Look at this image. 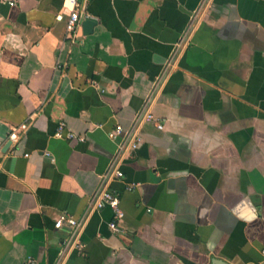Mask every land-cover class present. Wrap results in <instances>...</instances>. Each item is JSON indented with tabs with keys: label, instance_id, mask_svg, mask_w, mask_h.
I'll return each mask as SVG.
<instances>
[{
	"label": "crops",
	"instance_id": "crops-1",
	"mask_svg": "<svg viewBox=\"0 0 264 264\" xmlns=\"http://www.w3.org/2000/svg\"><path fill=\"white\" fill-rule=\"evenodd\" d=\"M83 2L0 0V264H264V0Z\"/></svg>",
	"mask_w": 264,
	"mask_h": 264
},
{
	"label": "built area",
	"instance_id": "built-area-1",
	"mask_svg": "<svg viewBox=\"0 0 264 264\" xmlns=\"http://www.w3.org/2000/svg\"><path fill=\"white\" fill-rule=\"evenodd\" d=\"M63 7L64 13L67 16L66 28L68 39H70L72 42H76L79 38V33L81 32L82 23L86 16H88L85 3L83 0H63ZM144 122H155L157 123V126L160 130L164 128V125L159 121V119L149 110V108H147L144 112L138 114L134 127L131 131H124L123 128L118 127L115 132L110 134L112 138H117L119 135L124 134L127 141L120 145L116 158L114 161H112L107 174L104 176V180L122 178L124 176L123 172L120 170L121 160L128 153H131L137 149L139 142L141 141V137L138 134V128ZM66 127V123H60L55 136L57 138H75L76 136L70 132L65 135ZM17 138L18 134L16 131L11 133V140H16ZM106 206L110 207L114 211L116 220L123 218L124 212L120 207L119 198L114 193L109 191L106 185H104L96 194L95 201L93 203V209L100 210ZM65 223L73 228L71 247L81 249L79 239L82 230V224L72 216H65L57 220L58 226H62ZM110 227L114 232L121 231L117 221L111 223Z\"/></svg>",
	"mask_w": 264,
	"mask_h": 264
},
{
	"label": "water",
	"instance_id": "water-1",
	"mask_svg": "<svg viewBox=\"0 0 264 264\" xmlns=\"http://www.w3.org/2000/svg\"><path fill=\"white\" fill-rule=\"evenodd\" d=\"M96 25V22L92 19L87 18L84 22V26L87 27V33H91L92 29L94 28V26ZM9 146V144H8ZM212 264H227L226 262H223L221 260H213Z\"/></svg>",
	"mask_w": 264,
	"mask_h": 264
}]
</instances>
